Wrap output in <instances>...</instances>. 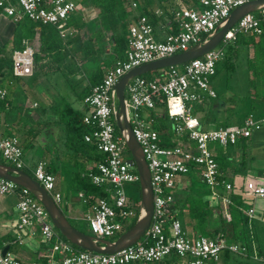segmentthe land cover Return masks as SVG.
<instances>
[{"label": "built area", "instance_id": "obj_1", "mask_svg": "<svg viewBox=\"0 0 264 264\" xmlns=\"http://www.w3.org/2000/svg\"><path fill=\"white\" fill-rule=\"evenodd\" d=\"M250 0H196L195 6L180 5L172 10L174 30L161 39L154 35L150 19L139 15L127 26L126 47L116 57L96 84L90 86L82 98V122L86 128L83 141L91 143L101 153L100 159L87 173L92 184L103 187L106 197L92 200L81 197L89 208L84 216L88 234L108 239L121 233L136 217L139 198L126 195L124 184L137 182L134 164L125 153L119 133L114 130L110 106L111 88L127 70L151 60L186 50L202 40L236 6ZM75 9L72 0H0V11L14 22L27 19L36 24L51 25L64 42L75 34L67 24ZM264 28V7L241 15L223 34L219 43L202 54L178 65L156 69L151 76L140 74L131 78L124 87L123 103L126 119L139 144L149 173L152 193V211L147 228L134 243L109 254L86 251L64 239L52 226L41 204L24 188L0 177V195L15 193V237L20 242L24 233L38 234L46 246L41 260H21L8 252H1L0 264H151L163 259H177L185 264H206L219 261L220 253L245 255L246 246L229 241L220 234L209 237L187 232L172 214V191L178 188L180 177L191 174L209 189L208 202H218L224 208L222 215L229 220L227 206L231 183L224 179L210 150L211 145L226 147L240 138H247L255 129L264 130V114L255 117L246 113L237 124L202 128L192 115V105L205 96L213 97L210 81L216 64L224 57L225 46L235 34H260ZM10 52L11 73L31 75L35 68L34 49L26 38ZM5 94L0 89V98ZM160 108L170 124L172 144H163L158 131L151 127L150 113ZM143 112L145 115H143ZM23 151L16 135H0V159L17 168L24 167ZM32 177L57 203L54 176L39 160L31 170ZM243 193L264 197V181L246 180ZM254 209H245L251 218ZM252 248L253 259L258 258Z\"/></svg>", "mask_w": 264, "mask_h": 264}, {"label": "crops", "instance_id": "obj_2", "mask_svg": "<svg viewBox=\"0 0 264 264\" xmlns=\"http://www.w3.org/2000/svg\"><path fill=\"white\" fill-rule=\"evenodd\" d=\"M72 1L75 3V9L69 14L67 24L74 28L75 34L66 42L64 41L70 54L58 63L50 61L49 57H44L39 52L38 25L35 24L32 27L31 37H25L21 24L28 21L14 22L0 11V57L9 58L11 50L16 48L17 42L23 37L30 42L34 53L41 58L37 61V67L35 66L31 75H13V78L8 81L6 77L2 79L0 89L5 90L2 98L7 111L0 108V135L18 136L23 151L25 172H31L37 161H45L47 169L54 176V191L60 195L56 204L68 222L77 228L76 225L85 223L84 216L88 214L89 208L82 203L80 193L67 189L66 172L72 167L73 160L65 145L63 120L56 114L54 106L65 100L73 109L84 111L82 101L76 99L74 86L71 85L77 82L80 85L87 84L88 77L92 75L95 80L91 85L96 83L114 59L120 57L121 53L123 55L125 47L119 50L116 40L121 34L119 25L124 23L127 30V26L143 14L150 19L155 37L161 39L174 30L172 10L180 5L195 6L196 0H121L122 13L118 14L119 10L116 9L107 18L104 17L100 8L93 5L92 0ZM123 36L126 38V31ZM86 42H90L94 50V58L82 57L83 44ZM61 82L63 87L60 88L65 89V93H60L57 89L59 88L57 84L60 85ZM76 89L79 90V88ZM212 89L215 93L213 97L205 96L192 105V115L198 119L201 127H216L222 121L226 125L239 123L246 110L232 119L231 114L235 106H228L227 101L220 99L213 87ZM76 100L79 102L78 106H74ZM35 108L37 110H34ZM196 110H198V117L195 115ZM154 114L153 125L157 126L160 122L158 117H161L163 112L157 108ZM143 115H145L144 112ZM245 143L248 150L245 168L240 166L238 147L211 145L210 150L213 157L216 155L220 157V172L224 179L231 183L233 193L241 198L244 205L242 212L244 213L249 206L254 209L252 217L248 218L247 222L248 233L252 235L256 227L259 226L262 229L264 225V197H253L243 193V186L246 180H253L255 183L264 181V130H253L250 136L245 138ZM92 166L93 162L88 160L86 168L89 169ZM181 180L182 177L179 182ZM179 184L181 183H178V186ZM203 199L222 213L224 208L220 203L208 202L206 195ZM16 200L15 193L0 195V247L1 249L6 247L5 252L21 260H41L46 246L41 242L38 234L26 232L22 234L20 242L15 237ZM255 235L259 239L260 246V243L264 242V231H255ZM251 245L255 247V244ZM216 264H221V260Z\"/></svg>", "mask_w": 264, "mask_h": 264}, {"label": "trees", "instance_id": "obj_3", "mask_svg": "<svg viewBox=\"0 0 264 264\" xmlns=\"http://www.w3.org/2000/svg\"><path fill=\"white\" fill-rule=\"evenodd\" d=\"M92 3L96 8H100L105 18L110 17L113 11L116 9L119 10L118 14L122 13L121 0H92ZM27 21L28 22H23L21 24V28H24L25 31L23 36L29 38L32 35V27L36 23H33L29 20ZM36 25L39 26V52L42 53L44 57H49L50 61L58 63L70 54L65 47L66 41L62 42L53 26L45 24ZM119 27L121 34L117 36L116 40L117 46L120 50L122 47H126V38L123 35L125 31L127 32V30L124 23L119 25ZM19 42L20 39L15 46L16 48L20 46ZM248 47L251 48V56L246 58L247 67L250 71V77L248 80L249 88L247 95L244 96L247 98L248 103V109L246 110L245 114L250 112L255 117H258L264 114V28L262 33L258 35L254 33L235 34L234 38L225 46L224 57L216 64L214 75L220 67L232 69L233 62L229 60V55L232 54L235 56L237 53L245 51ZM121 56L122 53L120 54V57ZM82 57L88 59L95 57L94 50L92 49L90 42L83 44ZM40 59V56H38L36 53L33 54V60L36 67L37 61ZM155 72L156 70H154V73ZM4 77H6L7 81L13 78L11 73L10 55L9 58L5 56L0 57V84ZM94 80L95 78L93 79L92 75L88 77L87 84L85 83L84 85H80L79 82L72 85L69 84L72 87L74 86L73 89L75 90L74 92L76 99L82 100L84 95L88 93V88ZM257 80L259 82H257ZM1 86L2 85H0V87ZM75 87L79 88V90L77 91ZM0 108L7 111L4 107V98H0ZM54 110L56 111V114H58V117L63 120L65 127V145L73 160L72 167L68 168L66 172V183L68 188L72 191L80 193L82 197L88 198L89 200L97 197H106L107 192L104 191L103 187L92 184L87 175L89 171V169L86 168L87 161L91 160L94 165L100 159L101 153L98 152L91 143L83 141L82 135L86 131V128L82 122L83 112L73 109L65 100H62L60 104L54 106ZM150 116H153L154 118L155 114L152 112L150 113ZM158 118L160 121L159 125L155 126L152 123L151 127L158 131V136L161 143L166 145L172 144L173 141L171 140L170 124H167L168 121L166 122L167 119L164 114H161V117ZM225 125L226 123L222 121L218 123L216 127ZM114 130L116 133H118L115 126ZM232 145L239 148L240 166L245 168L247 166L246 163L248 160V150L245 143V138L236 140V142ZM125 153L127 156H129L127 150H125ZM214 159L217 162L219 169V166H221L220 157L216 155L214 156ZM0 162L5 163L2 159H0ZM22 170L25 171L24 167ZM27 173L32 177L29 172ZM136 188L139 194L137 182ZM208 191V187L199 189L194 188L192 185H188L186 189H175L172 191L173 200L170 205L172 214L177 219L179 218V215L184 214L186 219L179 222L184 227L188 225L193 235L209 237L215 234H220L229 241H234L246 246L247 250L245 255L235 254L227 250H223L219 256L221 264H264V250H261L260 246L258 245L259 239L255 235V229L252 235L251 233H248V218L241 210L244 205L242 204L239 195L235 193L230 194V203L227 206L230 218L229 220H226L216 207L210 206L203 199V196L208 194ZM134 220L135 218H133L124 227L123 231L128 229L133 224ZM116 236L110 237L108 239H113ZM252 243L255 244L256 255L261 258L260 260L253 259L252 257ZM173 260L175 259H163L159 262L151 264H170ZM217 262H209L206 264H216Z\"/></svg>", "mask_w": 264, "mask_h": 264}, {"label": "water", "instance_id": "obj_4", "mask_svg": "<svg viewBox=\"0 0 264 264\" xmlns=\"http://www.w3.org/2000/svg\"><path fill=\"white\" fill-rule=\"evenodd\" d=\"M264 7V0H250L234 7L202 40L188 47L186 50L170 56L155 59L132 67L125 71L111 88L110 106L113 124L121 136L124 146L134 164L138 176L139 210L133 224L113 239H103L92 236L72 226L51 196L41 185L22 169H17L9 164L0 162V177L10 180L24 188L44 208L52 226L58 233L75 247L109 254L116 252L136 242L147 228L152 211V193L149 182V173L141 151L135 140L130 125L126 119L123 103L124 87L133 77L148 71L178 65L191 58L201 56L221 40L223 34L237 21V19L251 11ZM6 247L1 249L4 253Z\"/></svg>", "mask_w": 264, "mask_h": 264}, {"label": "rangeland", "instance_id": "obj_5", "mask_svg": "<svg viewBox=\"0 0 264 264\" xmlns=\"http://www.w3.org/2000/svg\"><path fill=\"white\" fill-rule=\"evenodd\" d=\"M103 21H105V20L103 19ZM229 56H230L229 60H231L233 62V68L232 69H226L224 67H220L218 69V71L216 72V74L212 78L213 83H212V79H211L210 86H212L214 88L215 92L217 93V95L220 99H222V100L224 99L225 101H227L228 106H231V105L235 106V109L233 110V112L231 114L232 115L231 117L233 119L235 116L240 115L241 113H243L245 110L248 109L247 98H245L244 96L247 95V91L249 88L248 80L250 77V71L248 70V67H247L246 58H247V56L248 57L251 56V48L248 47L245 51H241V52L237 53L235 56L232 54H230ZM144 74L152 76L154 74V70L148 71ZM257 82H259V81L257 80ZM53 83H55V81ZM57 86L59 87V88H57L58 91L60 93H63L65 89L60 88V87H63L62 82L60 85L58 83ZM78 105H79V102L76 100L74 102V106H78ZM34 110H37V109L35 108ZM34 110H32V111H34ZM195 115L198 117V110L195 111ZM231 122H233V121H231ZM27 172H29L31 174L30 171H27ZM181 177H182V180L180 182L181 184H179V187H180L179 189H186L188 185H192L194 188H199V189H204L207 187L203 182L198 180V178L196 176H193L191 174L183 175ZM67 189L70 190L68 188V186H67ZM124 189H125L126 195L129 196L130 198L137 199L139 197L138 196L139 195L138 190L136 188V182L125 183ZM70 191H72V190H70ZM178 219H179V221L185 220L186 216L184 214L179 215ZM76 227L79 230L88 233V228H87L86 223L76 225ZM182 227L184 228V226H182ZM184 229H186V231H188V232H191V229L188 225L185 226ZM260 230L264 231V225L262 226V229L259 226L256 227V229H255L256 232H259ZM260 248H261V250H264V242L260 243ZM253 249L256 251L255 247H253ZM255 259H258V258H255ZM170 264H185V263L181 260L175 259Z\"/></svg>", "mask_w": 264, "mask_h": 264}]
</instances>
